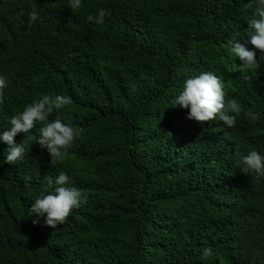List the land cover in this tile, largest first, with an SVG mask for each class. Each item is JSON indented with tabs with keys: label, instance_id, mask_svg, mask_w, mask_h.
<instances>
[{
	"label": "trees",
	"instance_id": "1",
	"mask_svg": "<svg viewBox=\"0 0 264 264\" xmlns=\"http://www.w3.org/2000/svg\"><path fill=\"white\" fill-rule=\"evenodd\" d=\"M81 3L0 0V133L45 94L73 100L49 122L80 130L56 165L36 143L43 124L14 138L26 148L15 165L0 141V264H264V179L240 168L250 151L264 155V63L253 74L227 47L236 39L259 60L248 28L257 0ZM100 9L104 24L87 20ZM204 72L241 104L234 127L174 107ZM60 172L88 199L52 229L29 209Z\"/></svg>",
	"mask_w": 264,
	"mask_h": 264
},
{
	"label": "clouds",
	"instance_id": "2",
	"mask_svg": "<svg viewBox=\"0 0 264 264\" xmlns=\"http://www.w3.org/2000/svg\"><path fill=\"white\" fill-rule=\"evenodd\" d=\"M257 2L258 6L255 8L254 17L248 21V28L252 33L249 35V43L261 53L259 60H257L254 51L248 50L236 39L229 40L227 44L230 52L235 57H239L244 62V67L253 74L264 63V0H257ZM81 7V0H70L69 8L71 10H79ZM244 7L251 9L253 5L248 3ZM18 15L22 16L23 10ZM107 15L109 13L105 9H100L96 16L89 15L87 20L102 25L105 23ZM37 18L38 12L36 6L33 5L29 13V21L34 22ZM243 78L248 79V77ZM7 87L8 79L0 76V104L4 103V90ZM72 103L73 100L68 95L45 94L12 116L8 130L0 133V141L8 145L5 164L15 165L17 161L24 159L25 145L16 143L14 138L19 133H30V130L34 129L38 123L44 126L39 129L36 143L41 149L47 150L51 158L50 164L62 163L73 147L75 139L80 135V130L70 124L63 123L58 118L49 122L48 117L54 110L64 109ZM173 104L174 107L178 105L180 108L188 109L187 119L201 124L219 120L229 128L235 126L236 118L242 112L241 104L237 99L225 100L223 82L219 76L212 72H204L188 78L184 83L183 91L175 97ZM245 115L252 121H257L260 116L258 112L253 111H247ZM241 161L243 166L240 168L244 174H254L257 181L264 179V155L253 150L241 157ZM46 180L51 191L35 199L29 210L31 213H35L37 218L44 216L45 225L56 229L58 225L67 222L74 209H79L86 204L88 195L78 187L68 186L72 181L64 172H60L55 179L49 176L46 177ZM32 223L35 225L38 223V219H34ZM203 256L205 259L212 257V250L205 248Z\"/></svg>",
	"mask_w": 264,
	"mask_h": 264
}]
</instances>
